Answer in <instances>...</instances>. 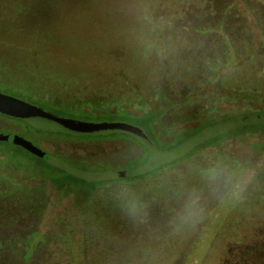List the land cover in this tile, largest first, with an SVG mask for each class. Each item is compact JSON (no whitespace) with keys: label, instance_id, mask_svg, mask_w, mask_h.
Here are the masks:
<instances>
[{"label":"rangeland","instance_id":"1","mask_svg":"<svg viewBox=\"0 0 264 264\" xmlns=\"http://www.w3.org/2000/svg\"><path fill=\"white\" fill-rule=\"evenodd\" d=\"M159 1L163 8L155 11L151 6ZM210 1L146 0L151 6L145 7L139 0H0V93L31 103L27 94L36 99L44 91H53L59 100L73 99L79 87L126 90V78L143 88L151 107H159L152 89L163 75L175 93L201 88L182 104L172 102L178 113L192 115L186 126L194 127L204 114L216 121L247 115L261 102L235 89L215 99L225 94L223 88L216 90L217 71L203 79L198 68L203 56L216 58L227 48L221 71L226 86L264 94V47L256 46L264 41V0H227L232 5L226 8ZM230 34L234 44L227 45ZM244 75H250L247 85ZM44 109L81 121L133 124L120 112L83 113L64 105ZM167 118L182 125L172 114ZM188 132L153 143L169 150L188 139ZM0 133L18 134L47 153L86 158L91 166L80 170L132 169L148 158L146 148L147 157L133 141L37 135L2 115ZM217 138L131 182L101 183L83 210L73 194L44 182L40 186L46 204L32 259L36 264H250L252 247L264 237V134ZM21 174L0 165L7 184L12 183L8 177ZM23 181L26 187L35 183L28 177Z\"/></svg>","mask_w":264,"mask_h":264},{"label":"trees","instance_id":"2","mask_svg":"<svg viewBox=\"0 0 264 264\" xmlns=\"http://www.w3.org/2000/svg\"><path fill=\"white\" fill-rule=\"evenodd\" d=\"M139 1H142L145 7L151 6V4L146 2V0ZM210 2L212 4L214 3L213 6L221 8H226L227 6L232 5V2H228L227 0H211ZM154 6H156L155 11H161V8H163L161 1L157 3L153 2L151 8ZM163 10L168 12L167 8ZM159 15L157 17H159ZM221 20L222 19L219 18L217 21L220 22ZM180 21L182 20H179V22ZM231 35L233 36V34H230L227 38H225V44H234V42H232L233 40H231ZM260 37L264 38V31H260ZM256 46L260 50L261 48L259 46L264 47V41H258ZM233 47L236 48L237 46ZM251 48L252 47L249 49L251 50ZM28 49L30 50V47ZM226 53L227 48L222 50V52H220L219 56L216 58L213 57L211 53L203 56V58L200 59L201 66L198 68L200 69V73L203 72V76L201 77L203 79L206 77L208 78L209 74L216 70L218 75H216L213 79L215 84H217L216 90L223 88L225 89V94L218 96L219 98L215 97V99H221L222 97L231 95V91L233 89L242 90L243 92L241 93L243 96L248 97L250 100L253 99L261 102L259 105H257V107H253L252 109L248 110L246 114L263 113L264 104L262 103H264V94L247 92L241 85L235 88H229L226 86L224 82L226 81V78L224 79V76H221L222 67H224V64L228 60ZM237 70L239 71L240 69L237 68ZM249 77L250 75H244L241 77V80H243L242 82L247 85L250 81L246 79ZM158 80L159 81L157 82V85L152 89V91L156 94L159 107H151L147 103L148 101L145 98V96L147 97V93L145 92L144 94L143 88L136 86L130 79L126 78H124L123 84H128V88L126 90H116L114 91L115 93L110 89H103V87L99 85L96 86L95 90L89 91H86L81 87L75 88V96L73 99L67 97L63 98V100H59L54 97L57 94H54L53 91H41L42 94L40 95L42 96H38L39 93H33L34 96H38L36 99H32L30 97L32 94H27V97L33 100V104L39 105L42 108H45V105H48L54 110L59 108L60 105H64L67 108L76 109L83 113L120 112L122 115L128 117L133 122V124L135 123L145 130L150 137L149 139L155 142V144L168 142V134L191 131L189 136H193L207 126L227 120L228 117L216 121L210 118V116L204 114L205 117L195 124L194 127L191 125L186 126L184 124L185 121L191 119L192 115L184 116L183 114L178 113L179 111H175L176 105L172 102L174 100H178V102L181 104L184 103V101L194 94L195 91H200V86H196L195 89L184 87L183 91L181 90V92L175 93L172 87L168 85V78L165 79L163 75H160ZM39 91L40 90H37V92ZM79 92H83L84 96L80 95ZM203 95H206V92H204ZM170 113L180 118L179 120L182 119V125L177 126L173 120L168 119L167 117L171 116ZM11 119L22 122L27 127L32 128L35 130L37 135L80 140L83 142L113 140L133 141L142 147L147 157V152L143 145L132 136L127 134L114 133L92 137L78 136L39 130L33 128V126L23 120H18L15 118ZM256 132H259L261 135L264 134V123L241 126L233 130L226 131L214 138L218 137L217 140H215L218 142L229 135L245 133L253 134ZM203 145L205 146L206 143ZM49 154L67 162L75 168L78 167L84 169L91 166V163H89L86 158H79L75 160L70 156L61 155L57 152ZM80 163H82L84 167H80ZM0 165H7L9 168L19 169L22 172L19 178L17 176H11V178L8 177L10 180H12L11 184H7L5 181L7 178L6 176L0 175V264H36L34 261L35 259H32V256L35 257V255H37L33 242H35V240L38 238L39 232L37 230V226L40 220V215L43 213V209L46 204V199L42 198L43 194L41 193V189L43 187L40 186L41 184L43 185L44 182L48 181L53 187L56 188V190L62 191L63 193L73 194L77 199L75 203L76 206L83 210L85 207L84 203L87 201L89 194L91 192L93 193L94 189L101 183L109 181L131 182L137 178L136 176H131L101 181H88L83 178L76 177L63 169L54 166L42 158L35 156L24 148L14 145L8 141H0ZM23 177L33 179L35 183L31 187H26ZM81 194L84 195V199L80 201L78 198ZM252 252H255L256 254H252L253 256L249 260L250 264H264V237L252 247Z\"/></svg>","mask_w":264,"mask_h":264},{"label":"water","instance_id":"3","mask_svg":"<svg viewBox=\"0 0 264 264\" xmlns=\"http://www.w3.org/2000/svg\"><path fill=\"white\" fill-rule=\"evenodd\" d=\"M0 115L23 120L36 129L49 132L91 137L114 133L127 134L139 141L148 151L147 160L136 168L105 172L86 171L75 168L67 162L43 151L18 134L0 133V141H8L14 145H18L46 162L88 181L136 176L148 170L151 171L162 164L179 159L195 146L208 140V138L210 139L241 126L264 123V112L234 117L203 128L172 149L159 150L153 141L149 139L150 137L146 131L132 123L123 121L89 122L62 117L45 110L39 105L8 94L0 93Z\"/></svg>","mask_w":264,"mask_h":264},{"label":"clouds","instance_id":"4","mask_svg":"<svg viewBox=\"0 0 264 264\" xmlns=\"http://www.w3.org/2000/svg\"><path fill=\"white\" fill-rule=\"evenodd\" d=\"M215 176H216V173H215V172H213V173H210V178L214 179V178H215Z\"/></svg>","mask_w":264,"mask_h":264}]
</instances>
